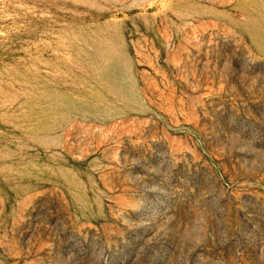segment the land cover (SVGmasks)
<instances>
[{"label":"rangeland","instance_id":"rangeland-1","mask_svg":"<svg viewBox=\"0 0 264 264\" xmlns=\"http://www.w3.org/2000/svg\"><path fill=\"white\" fill-rule=\"evenodd\" d=\"M253 145L264 0H0V264H264Z\"/></svg>","mask_w":264,"mask_h":264},{"label":"clouds","instance_id":"clouds-1","mask_svg":"<svg viewBox=\"0 0 264 264\" xmlns=\"http://www.w3.org/2000/svg\"><path fill=\"white\" fill-rule=\"evenodd\" d=\"M244 140V137L241 136L238 132H232L228 134V144L225 145L226 147L230 148L231 150H234L235 152L244 153L247 151L246 148H244L241 145V142ZM264 153V148H256L254 145L251 147V155L253 156V159H249L247 155H245L243 158H241L242 161V167L245 169H249L255 166L256 159L255 157L260 154ZM230 237L226 235V238L221 239L219 243L225 244L229 242ZM193 247H200L207 243V238L204 235H200L196 237L195 239L189 241ZM107 255V253H106Z\"/></svg>","mask_w":264,"mask_h":264}]
</instances>
